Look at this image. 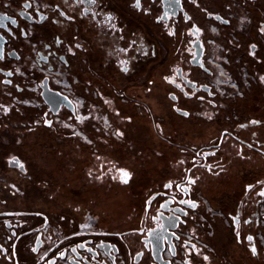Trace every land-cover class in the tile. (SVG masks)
<instances>
[{
    "label": "flooded vegetation",
    "instance_id": "af4514ba",
    "mask_svg": "<svg viewBox=\"0 0 264 264\" xmlns=\"http://www.w3.org/2000/svg\"><path fill=\"white\" fill-rule=\"evenodd\" d=\"M136 2L0 0V264H264V0Z\"/></svg>",
    "mask_w": 264,
    "mask_h": 264
},
{
    "label": "rangeland",
    "instance_id": "374dc122",
    "mask_svg": "<svg viewBox=\"0 0 264 264\" xmlns=\"http://www.w3.org/2000/svg\"><path fill=\"white\" fill-rule=\"evenodd\" d=\"M232 82L233 81L230 80V77L228 75H224L223 77H221L222 88L225 87L226 91L228 90V92H225L224 94H229V98H225V99H227V100L230 99V101H237L238 100V102H240V100L238 99V97L246 98L247 92H244V90L242 92V89L240 87H239V89L237 91L235 89V86L234 85H230V83H232ZM229 89L231 91H229ZM241 94H243V95H241ZM258 94H259V97H258V99H255V102L257 100L262 101L264 99V96H263V93L262 92H259ZM244 102H245V100H244ZM261 105H262V103H261Z\"/></svg>",
    "mask_w": 264,
    "mask_h": 264
},
{
    "label": "snow or ice",
    "instance_id": "6c2138e0",
    "mask_svg": "<svg viewBox=\"0 0 264 264\" xmlns=\"http://www.w3.org/2000/svg\"><path fill=\"white\" fill-rule=\"evenodd\" d=\"M93 2H94V0H93ZM139 3H140V0H137V2H136V6L137 7H139ZM109 19H111V17H109ZM217 19H219V17H217ZM13 23H15V21H13ZM122 70L123 71H127V67L125 66ZM9 75H11V73H9ZM261 79L264 80V77H262ZM185 115H187V113H185ZM253 123H255V121ZM21 167H23V165H21ZM127 177H128V173L127 172H123L122 173V178L124 179L125 183L127 182ZM262 195H264V193H262ZM191 206L195 207L194 204H192ZM161 207H164V205H161ZM248 239L251 240L252 237H249ZM252 251H253V253H255V248H253Z\"/></svg>",
    "mask_w": 264,
    "mask_h": 264
}]
</instances>
